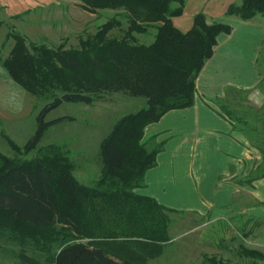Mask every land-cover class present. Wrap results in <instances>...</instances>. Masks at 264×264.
Returning <instances> with one entry per match:
<instances>
[{"label":"trees","instance_id":"obj_1","mask_svg":"<svg viewBox=\"0 0 264 264\" xmlns=\"http://www.w3.org/2000/svg\"><path fill=\"white\" fill-rule=\"evenodd\" d=\"M79 1L92 14L103 10L123 14L126 34L110 37L122 27L116 17L77 49L29 44L12 31L7 40L14 44L5 59L0 57L19 87L33 96L54 99L39 114L37 131L24 148L3 133L20 156L0 152V239L21 246L20 258L29 264L44 263L26 254L28 246L44 255L46 264H148L172 241L169 213L180 212L136 193L164 149L163 142L148 147L145 129L172 110L194 105L200 73L213 57L219 36L231 34L233 28L209 24L199 13L192 29L182 32L172 19L183 14L186 0ZM227 15L247 21L264 17V0H241L229 6ZM152 28L154 41L139 42L136 35ZM119 92L146 98L148 107L122 117L102 140L103 168L93 186L75 177V162L59 145L39 149L32 159L21 157L37 149L47 129L59 121L48 122L46 117L64 102L93 105L103 94ZM241 93L236 92L238 106L248 101ZM219 109L234 122L227 104L220 102ZM256 172L249 184L264 178V165Z\"/></svg>","mask_w":264,"mask_h":264},{"label":"rangeland","instance_id":"obj_2","mask_svg":"<svg viewBox=\"0 0 264 264\" xmlns=\"http://www.w3.org/2000/svg\"><path fill=\"white\" fill-rule=\"evenodd\" d=\"M122 15L114 10L92 14L84 10L79 0H0V57L5 59L14 44L12 39L7 40L12 31L22 34L29 44L77 49L82 40L95 36L102 24L116 17L122 20V27L114 29L110 37L122 38L128 30ZM155 35L156 29L152 28L136 37L139 42L150 44ZM261 61L264 62V45ZM260 87L264 89V81ZM236 92L240 91L229 89L223 102L219 99L215 103L230 107L236 128L244 129L251 142L262 147L264 159V107L256 110L249 100L238 106L234 103L239 100ZM248 94L241 93L245 98ZM103 95L93 105L64 102L52 110L46 120L59 121L47 129L37 149L21 157L32 159L39 155V149L59 145L75 162V177L82 184L93 186L103 168L102 140L122 117L148 107L144 97L123 92ZM52 102L54 99L33 96L19 87L0 63V152L8 157L20 156L3 133L24 148L37 131L39 114ZM148 147H154L152 141H148ZM169 215L172 241L163 255L148 264H264V214L225 215L220 209L204 215L188 212ZM21 250V246L0 239V264H29L20 258ZM250 250L259 255L248 254ZM26 254L46 264L45 256L33 247L28 246Z\"/></svg>","mask_w":264,"mask_h":264},{"label":"crops","instance_id":"obj_3","mask_svg":"<svg viewBox=\"0 0 264 264\" xmlns=\"http://www.w3.org/2000/svg\"><path fill=\"white\" fill-rule=\"evenodd\" d=\"M241 0H186L184 12L172 19L182 32L192 29L199 13L207 22L232 26L218 38L196 86L192 107L172 110L145 129L144 141L164 143L157 165L147 171L136 193L155 198L176 211L207 214L223 209L226 215L264 214V178L248 180L263 164V154L244 129L221 115L216 101L229 89L248 92L256 109L264 107V17L242 20L227 15ZM251 77V80H248Z\"/></svg>","mask_w":264,"mask_h":264}]
</instances>
